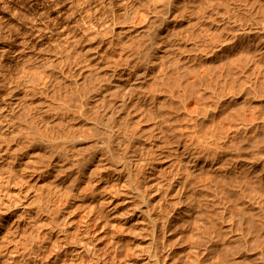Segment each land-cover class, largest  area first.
Masks as SVG:
<instances>
[{"label":"bare ground","instance_id":"1","mask_svg":"<svg viewBox=\"0 0 264 264\" xmlns=\"http://www.w3.org/2000/svg\"><path fill=\"white\" fill-rule=\"evenodd\" d=\"M190 1L75 0V7L69 0L75 7L71 12L70 4L62 7L59 0L52 17L56 32L51 30L53 42L47 45L60 59L56 65L36 63L40 55L29 52L31 45L23 36L2 45L0 264H252L253 240L259 256L254 264H264V217L250 216L253 203L247 197L248 188L264 197V160L243 153L245 144L255 141L260 111L249 120L245 108L223 109L228 99L254 100L243 77L230 90L234 62L225 50L245 45L249 37L263 50L264 19L253 29L241 22L238 39L221 32L233 21L230 8L224 6L227 14L215 9L214 14L223 15L211 24L220 32L210 37L208 48H200L198 39L188 40L180 30V15L198 12L193 3L187 7ZM241 4L233 8L249 13ZM35 31L41 37L47 34L42 27ZM46 50L43 58L49 57ZM101 60L115 68L97 85L94 78L101 71L91 65ZM68 63L71 70L66 73ZM142 69L170 90L156 88L142 100L175 98L178 104L167 108L187 126L185 132L199 134L206 124L222 131L205 130L196 141L179 135L172 118L162 116L167 129L153 140L104 112L95 119L96 130L104 136L89 137L90 112L109 101L117 103L118 93L126 94ZM240 71L244 75L245 66ZM220 85L225 87L217 91ZM209 90L212 102H203ZM159 106L154 110L158 114ZM226 121L231 131L221 128ZM240 134L245 142L235 145ZM88 146L82 156L74 154ZM46 166L60 170L51 182L49 173H38ZM83 175L98 177L102 185L82 189L65 184ZM256 208L264 210L262 204Z\"/></svg>","mask_w":264,"mask_h":264},{"label":"rangeland","instance_id":"2","mask_svg":"<svg viewBox=\"0 0 264 264\" xmlns=\"http://www.w3.org/2000/svg\"><path fill=\"white\" fill-rule=\"evenodd\" d=\"M58 1L59 0H54V2L53 0H0V45H1L0 49L2 45L6 46L5 44L6 41H12L15 43V41L22 40V36H23L24 39H28L29 44L31 45L29 52L40 55L39 57L34 59L36 63L39 62L44 63L48 61V63H53V65H56L60 61V59L56 58L57 56L53 53V48H52L53 46H47V45H50L51 42H53L54 34L52 35L50 34L51 30H53L54 33L56 32L55 25L52 23L54 21L53 20L54 18L52 17H54L57 10L59 9L58 7H56V3ZM60 1H61L60 6L62 5V7H66L65 4L68 5L70 4L68 10L71 12H72L71 8H75L77 6L75 0H70L73 2V5H75V7L71 5L72 3H70L69 0L66 1L60 0ZM192 3L194 4L193 6L197 8L198 12L193 13L191 16H184L183 14H181L183 13L184 9L182 6H180L181 8L180 16L182 19V21H180V30L183 31V35L188 40H191L193 38L198 39V42L200 43L199 44L200 48H208L211 45V43H209L210 37L211 36L216 37L218 32H220L219 30L213 27L211 21L213 19L219 20L222 17L221 15L227 14L225 12L224 6L230 8L229 15L233 20L230 24H227L224 27L223 31H221L224 34V36L231 37L234 35L236 38L240 39V37L243 34L238 30L241 22H244V25L248 29H253L255 26H261L262 20L264 19V0H191L187 4V7H189ZM241 3L247 5L249 9V13L240 10L239 6H238L239 9H237V6L236 8H233L235 6L234 4L240 5ZM159 8L160 7L158 6L157 10H159ZM215 9H220L221 11L224 12L221 15H216L214 14ZM69 11L68 13H70ZM74 14H78L77 8ZM3 17H5L6 19ZM47 21L49 22L48 24ZM46 24L47 25L50 24L51 26L49 25V27H47ZM15 27L19 31H22L23 29H25L26 31L24 30L25 32L21 33ZM37 27L44 28V31H47V34H43L44 36L41 37V34L35 31ZM46 29H49L50 32H48L49 30ZM250 34L253 35V33ZM244 44L245 45L243 46L239 45L232 51L227 49L226 47L225 51H227V53H225V55L227 56V58H229L234 62L233 65L234 67L231 70L232 76L228 78L227 83L230 86H234L233 88H230V90H236L239 82L238 78L243 77L246 82V87L250 95V98H254V100L252 102H248L246 100L245 103L243 100H241V98L228 99L227 101H225L223 109L226 110V112H229L234 110L241 111V108H245V111H247L248 113L249 120L253 119L254 117L253 112L255 110L260 111L259 113L260 122L258 124L259 131L254 137L255 141L245 144L246 147H244L243 153L247 155L249 158H253L255 156V158L264 160V49L261 51L257 50L258 47L257 43L251 37L247 38V42ZM187 47L188 50L189 49L192 50L193 48L191 45H188ZM43 48L48 49L44 52H48L46 55L49 57L43 58V56H45L44 54H42ZM242 51H244L247 55L245 53H242ZM68 64L69 65L65 69L66 73H68L71 70V64L70 63ZM244 66H245V74L242 75L240 69L243 68ZM91 67L95 68V71H101L100 75L94 78V81L96 82L97 85H99L101 82H105L109 78L110 71L115 68L114 65H109L108 63L104 62V60L95 62L93 65H91ZM119 67H122V64H120ZM145 71L146 69H142L140 71L139 77L131 81L130 87L126 94L123 92V96H121L120 95L121 93H118L120 100L117 103L115 101L112 102L109 101L105 105L104 104L99 105L97 108H95L93 111L90 112V117L93 120L90 123V125L87 127V133L89 137L95 135V138L97 140L99 136L101 138L104 136V133L97 131L95 127V123H96L95 119L97 117H101L104 112H108L107 114L108 117H110V119H115L117 121L129 123L133 128H136L139 133L143 135L147 134L150 137H152L153 140H159L162 137V135L165 134V130L167 129L166 125H165L166 129H165V127L162 126L161 124L160 119L162 116H165L167 118H172L173 121L172 128L175 129V131L179 135L185 133L186 134L184 135L185 137L194 139L196 141L197 139L195 137L198 136L200 137L205 130H212L213 132H217V133H220L222 131L219 129L220 127H218L217 129H213L210 128L208 124H206L200 127L199 134L194 135L191 134V132H185V128L187 126L181 125V123L177 119H175V117L172 115L171 110L169 111L167 108V106L171 107V103L178 104L175 98L168 100L163 97L161 98L162 102L158 101L156 103L153 102L151 98L148 100H142V97L146 96L149 93V91L154 90L156 88L160 92H166V93L170 92L168 84L167 85L162 84L160 80L154 77V74H146ZM223 83L226 82L225 81L220 82V84ZM224 87L223 85H220V87L216 88V90L217 91L222 90ZM205 94H206V99L203 102L211 103L212 91L211 90L205 91ZM243 102L245 105L243 104ZM158 104H161V106H159L161 108L160 114L154 111L155 109L158 108ZM235 115L236 113L230 116L233 117ZM104 121H108V120L104 119ZM230 126L231 123L229 121H226L223 127L221 128L231 131L232 129H230ZM253 136L254 134L251 133L252 138ZM243 140L244 139L240 134L236 138V140H234V144L235 145H239L240 143L244 144L245 141ZM226 146L230 147L228 145ZM89 147L90 146L80 147V149L74 154L76 156H82L84 153H87ZM253 151L256 152L253 153ZM53 157L54 156L52 154L48 155V159H52ZM28 165H34V164L32 162V163H28ZM260 166L261 165L259 163L255 167V169L257 171H260ZM56 169L57 168H54L52 166H46L44 170L39 171L38 173H40V176L41 175L44 176V174L49 173L50 177L48 180L51 182L56 178V176L60 172L59 169L57 170ZM241 171H242L241 173L243 174H246L248 172L246 171V168L241 169ZM235 178H237V176ZM95 181H97V183H94ZM65 184L68 186L81 185L82 189H84L87 185L100 186L102 185V181L99 180L98 177L90 179L86 175H83L81 179L72 176L68 181L65 182ZM52 188H54V186H52ZM263 191H264V187H263ZM237 194L238 193L236 191L235 192L236 200L234 202L235 204L238 201ZM48 197L53 198L52 191H49ZM247 197L249 201L254 204V205L251 204L252 206H251L250 216L252 218L258 216L264 217V210L261 212L256 208L257 204L258 205L262 204L264 206V197L259 198V194L252 188L247 189ZM64 201H65V197H64ZM68 212L69 210L64 211L60 220H58L60 224L63 223L64 217ZM82 213H83L82 211H79L77 217L78 221H80L82 217ZM119 225L121 226V223ZM76 232L77 231L74 230L73 232L70 233L71 238L74 239V237L77 236ZM255 242H256L255 240L251 241L249 246L250 262L252 264L257 263V261L259 260V256L255 252V248H256ZM260 245L263 254L262 256L264 257V238L260 241ZM50 250H52V248H50ZM118 258H120V256Z\"/></svg>","mask_w":264,"mask_h":264}]
</instances>
